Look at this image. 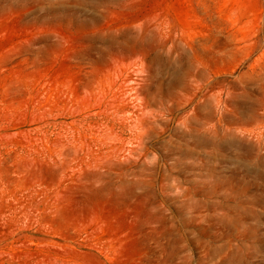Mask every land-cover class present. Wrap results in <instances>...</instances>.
<instances>
[{"label":"rangeland","instance_id":"obj_1","mask_svg":"<svg viewBox=\"0 0 264 264\" xmlns=\"http://www.w3.org/2000/svg\"><path fill=\"white\" fill-rule=\"evenodd\" d=\"M0 264H264V0H0Z\"/></svg>","mask_w":264,"mask_h":264}]
</instances>
